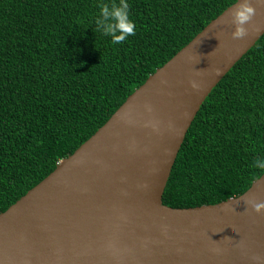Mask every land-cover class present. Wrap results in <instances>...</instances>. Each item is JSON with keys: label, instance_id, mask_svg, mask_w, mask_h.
Segmentation results:
<instances>
[{"label": "trees", "instance_id": "trees-1", "mask_svg": "<svg viewBox=\"0 0 264 264\" xmlns=\"http://www.w3.org/2000/svg\"><path fill=\"white\" fill-rule=\"evenodd\" d=\"M102 2L113 0H0V212L236 0H128L135 32L119 44L96 30ZM257 158L264 34L201 105L163 201L185 208L240 195L264 173Z\"/></svg>", "mask_w": 264, "mask_h": 264}, {"label": "water", "instance_id": "water-1", "mask_svg": "<svg viewBox=\"0 0 264 264\" xmlns=\"http://www.w3.org/2000/svg\"><path fill=\"white\" fill-rule=\"evenodd\" d=\"M251 2L258 17L247 41L231 35L234 2L0 212V264H264V210L242 195L264 201V173L218 203L163 201L201 105L264 34V0Z\"/></svg>", "mask_w": 264, "mask_h": 264}, {"label": "clouds", "instance_id": "clouds-1", "mask_svg": "<svg viewBox=\"0 0 264 264\" xmlns=\"http://www.w3.org/2000/svg\"><path fill=\"white\" fill-rule=\"evenodd\" d=\"M235 7H232L229 13L232 24L235 25L231 35L233 38H238L247 41L250 37L249 26L253 25L257 20L258 12L256 6L251 0H236ZM259 0H257V6ZM99 14L95 17L94 23L96 30L105 36L111 37L113 44L123 42L128 36L135 32V23L129 16L128 0H113L112 3L102 2L98 5ZM192 88L198 89L200 84L196 80L190 81ZM151 110L150 105H146ZM254 167L264 169V158H257L254 162ZM244 202L250 205L257 213H262L264 210V201H258L257 198L249 196L246 193L242 194ZM253 260L259 261L260 256H253Z\"/></svg>", "mask_w": 264, "mask_h": 264}]
</instances>
